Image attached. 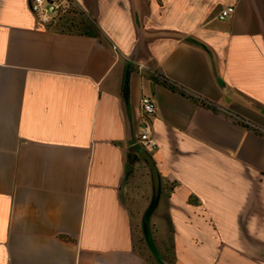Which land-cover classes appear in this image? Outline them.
<instances>
[{
    "label": "crops",
    "instance_id": "0c3cea01",
    "mask_svg": "<svg viewBox=\"0 0 264 264\" xmlns=\"http://www.w3.org/2000/svg\"><path fill=\"white\" fill-rule=\"evenodd\" d=\"M70 1L0 0V264H264V0Z\"/></svg>",
    "mask_w": 264,
    "mask_h": 264
},
{
    "label": "built area",
    "instance_id": "2783aa9c",
    "mask_svg": "<svg viewBox=\"0 0 264 264\" xmlns=\"http://www.w3.org/2000/svg\"><path fill=\"white\" fill-rule=\"evenodd\" d=\"M71 2L70 0H31L30 9L32 13L44 24L53 25L58 24L63 17L60 15L63 11V3ZM63 4V5H62ZM234 12L233 6H228L221 10L219 14L220 20H225ZM66 13V12H65ZM64 13V14H65ZM65 20V19H64ZM141 122L139 143L145 150H152L155 147L153 138L152 126L150 118L155 114V101L148 96H143L140 99Z\"/></svg>",
    "mask_w": 264,
    "mask_h": 264
},
{
    "label": "rangeland",
    "instance_id": "374dc122",
    "mask_svg": "<svg viewBox=\"0 0 264 264\" xmlns=\"http://www.w3.org/2000/svg\"><path fill=\"white\" fill-rule=\"evenodd\" d=\"M58 2H60L61 0H57ZM64 4V7H63V11H62V13L60 14V15H62V16H64V15H66V14H64L68 9H73L74 10V12H75V14H77L76 15V17H80L79 16V14H80V11L78 10V8H76V6L75 5H73L72 4V2H65V3H63ZM62 4V5H63ZM66 17H68V18H75V17H73V15H67ZM66 20V19H65Z\"/></svg>",
    "mask_w": 264,
    "mask_h": 264
},
{
    "label": "water",
    "instance_id": "95a60500",
    "mask_svg": "<svg viewBox=\"0 0 264 264\" xmlns=\"http://www.w3.org/2000/svg\"><path fill=\"white\" fill-rule=\"evenodd\" d=\"M145 160L147 161L148 163V166L151 170V173H152V176H153V180H154V183H155V186L157 185V181H158V175H157V171H156V168L150 158L149 155L145 154Z\"/></svg>",
    "mask_w": 264,
    "mask_h": 264
},
{
    "label": "trees",
    "instance_id": "16d2710c",
    "mask_svg": "<svg viewBox=\"0 0 264 264\" xmlns=\"http://www.w3.org/2000/svg\"><path fill=\"white\" fill-rule=\"evenodd\" d=\"M66 15H64L62 18H61V20H64V19H66V21L67 20H70V18H68V17H66L68 14L69 15H73V17H75L77 14H75V12H74V10L73 9H68L67 11H66V13H65ZM80 14H83L81 11H80ZM58 25V24H57ZM63 25V24H62ZM59 26V25H58ZM170 87H171V89H173V90H175L176 88L173 86V85H171L170 84Z\"/></svg>",
    "mask_w": 264,
    "mask_h": 264
}]
</instances>
